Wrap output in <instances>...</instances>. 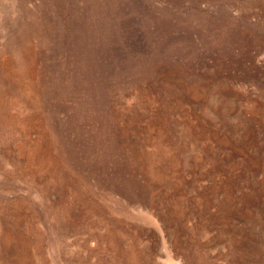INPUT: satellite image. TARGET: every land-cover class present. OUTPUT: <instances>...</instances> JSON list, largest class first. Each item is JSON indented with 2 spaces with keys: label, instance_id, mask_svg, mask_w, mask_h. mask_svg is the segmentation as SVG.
I'll return each mask as SVG.
<instances>
[{
  "label": "rangeland",
  "instance_id": "1",
  "mask_svg": "<svg viewBox=\"0 0 264 264\" xmlns=\"http://www.w3.org/2000/svg\"><path fill=\"white\" fill-rule=\"evenodd\" d=\"M0 264H264V0H0Z\"/></svg>",
  "mask_w": 264,
  "mask_h": 264
}]
</instances>
